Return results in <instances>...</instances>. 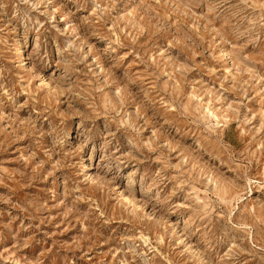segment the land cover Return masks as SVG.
Wrapping results in <instances>:
<instances>
[{
    "label": "rangeland",
    "instance_id": "rangeland-1",
    "mask_svg": "<svg viewBox=\"0 0 264 264\" xmlns=\"http://www.w3.org/2000/svg\"><path fill=\"white\" fill-rule=\"evenodd\" d=\"M0 264H264V0H0Z\"/></svg>",
    "mask_w": 264,
    "mask_h": 264
}]
</instances>
